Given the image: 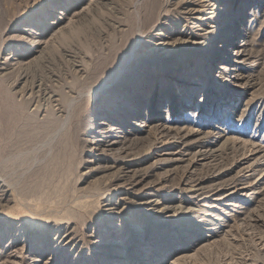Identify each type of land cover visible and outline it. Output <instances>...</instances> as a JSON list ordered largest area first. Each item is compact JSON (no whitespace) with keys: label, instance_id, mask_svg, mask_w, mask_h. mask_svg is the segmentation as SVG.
<instances>
[{"label":"rangeland","instance_id":"1","mask_svg":"<svg viewBox=\"0 0 264 264\" xmlns=\"http://www.w3.org/2000/svg\"><path fill=\"white\" fill-rule=\"evenodd\" d=\"M180 1L0 0L2 256L264 264V0H248L243 18L235 10L229 40L249 53L238 83L216 70L227 64L223 24L243 0H213L202 30ZM164 41L172 46L155 47ZM184 71L193 84L178 79ZM160 78L161 98L152 94ZM184 88L198 89L190 103ZM183 111L194 115L181 119ZM156 117L168 134L154 130ZM105 123L121 137L111 150L98 132ZM179 127L194 134L181 139ZM132 175L138 198L174 211L124 199Z\"/></svg>","mask_w":264,"mask_h":264},{"label":"bare ground","instance_id":"2","mask_svg":"<svg viewBox=\"0 0 264 264\" xmlns=\"http://www.w3.org/2000/svg\"><path fill=\"white\" fill-rule=\"evenodd\" d=\"M240 2H242V3H240ZM246 2V5L244 4ZM215 3L216 2H214L213 0H182V1H180V4H182V6H183V9L185 10V12H186V14L189 16V18L190 19H192L191 20V24H192V26L194 27V26H196V28H197V30L198 29H200V30H202L203 29V27H201V26H206V27H210V18H211V16H212V14H213V12H214V9L217 11L218 10V8L217 7H219V6H217V7H215ZM248 4V5H247ZM250 4L252 5V3L250 2V3H248V0H243V1H239V2H236L235 3V7L232 9L231 8V11H230V18H228L227 20H226V23H224L223 24V30H224V32H223V37L221 38V40L219 41V43H218V45H219V47L224 51V54H225V56L222 58H220L219 57V59H220V62L219 63H222L223 61H225L227 64H226V68H219L218 70H216V72L218 73V74H220V76L222 77V79H226L229 75H227V73H232L231 74V77L229 78L231 81H234L235 80V82L236 83H238L239 82V80L242 78L241 77V75L243 76V74L240 72V70H239V68H238V65H237V63H239V62H242V63H245L246 64V61L248 60V55H249V53H248V51H247V47H246V45H242L241 44V41H239V42H236L235 40H229V33H233V31H234V26H235V24H234V15H236V13L238 14L239 12L238 11H236L235 12V10L236 9H241L240 10V12H241V15H242V18H243V16H244V10L245 9H242L243 7H245V6H250ZM250 8V7H249ZM207 11H208V13H207ZM251 13L252 12H248L247 14L249 15V16H251ZM228 14V15H229ZM203 15V16H202ZM196 19H198L199 21H200V23H197L196 24V22H195V20ZM250 20H252V17L251 18H249V21ZM250 27V26H249ZM247 28H248V26L246 27V31H247ZM252 28V27H251ZM250 30V29H249ZM246 31H245V34H246ZM180 40V39H179ZM247 41V40H246ZM185 41L184 40H180V41H178V43H184ZM178 43H176V44H178ZM196 42H188L187 44H195ZM243 43H245V42H243ZM251 44V43H250ZM253 44V43H252ZM168 46H172L170 43H168V42H159V43H157L156 45H155V47H159V48H163V50L166 48V47H168ZM249 46V45H248ZM252 46V45H251ZM249 48V47H248ZM249 50V49H248ZM167 51H162L161 53L162 54H165ZM249 52H251V51H249ZM255 52V51H254ZM257 52V51H256ZM168 53H170V52H168ZM160 54V53H159ZM240 55V56H239ZM243 55H245L244 57V59H241V56H243ZM251 55V54H250ZM165 56H166V54H165ZM249 57H251V56H249ZM250 60V59H249ZM245 64H243V66H241L240 67V69L241 68H243V67H245ZM207 66H209V67H212V65L211 64H207ZM220 66V65H219ZM252 66V65H251ZM223 69V70H222ZM224 69H225V71H224ZM183 70H185V69H183ZM231 70V72H228V71H230ZM241 70H243V69H241ZM244 71V70H243ZM247 72V71H246ZM184 74L183 75H179L178 76V79H182L183 80V82L184 81H187L189 78L187 77V72L186 71H184L183 72ZM194 80L195 79H193V81H187V83L186 84H193L194 83ZM160 84H159V86H156V83H154V82H152V84H153V88H155V90L153 89L152 90V94L153 95H157L158 93H159V95L162 93V85H164V83H165V79H163V78H160ZM193 82V83H192ZM188 86V85H187ZM190 86H192V85H190ZM190 89V90H189ZM194 91H198V89L197 88H184V93H186V92H188L187 94H188V103H190L191 102V98L193 97V95H194ZM133 93H138L137 94V96H134V97H132L134 100H133V106H138L137 108H139V106H141V99L140 100H138V102L136 101V99L135 98H140V97H142V95L145 93V91L143 90V88H139V89H137L135 92H133ZM155 93V94H154ZM28 94V93H27ZM159 98H161V95H160V97ZM152 103H154V100L153 99H151L150 100V105H152ZM160 105H161V103H157V107L159 108L160 107ZM150 107V106H149ZM167 105H166V109H167ZM198 107V106H197ZM139 110H140V108H139ZM167 112H168V110H167ZM180 114H182V118L181 119H184V120H188V118H189V115H194V111H192V112H187V111H183V112H181ZM189 114V115H188ZM144 116V115H143ZM167 116V117H166ZM166 118H168V115L166 114ZM144 117H146V116H144ZM170 118H171V116H169ZM193 117V116H192ZM165 118V119H166ZM158 119H160V118H155V120L156 121H153V122H156V124L153 126L154 127V130H157L160 134L162 133V134H164V133H167L168 134V130H170L171 129V127L170 126H164L165 124L164 123H167V121L168 120H160V121H157ZM183 120V121H184ZM190 120V119H189ZM188 120V121H189ZM226 120H229L228 119V117H226ZM181 120L180 119H177V120H174V122H175V125H177L178 126V124H179V122H180ZM187 121V122H188ZM187 122H184V123H187ZM194 122V121H193ZM161 123V124H160ZM191 123V122H190ZM192 124V123H191ZM105 125H106V123H105ZM174 125V126H175ZM183 125V124H182ZM109 126V125H108ZM157 126H159V127H157ZM187 126V125H186ZM110 127H112V126H110ZM165 127V128H164ZM173 127V126H172ZM184 127H185V125H184ZM189 127V126H188ZM111 129V128H110ZM108 127H107V125H106V127L105 128H100V130L98 131L100 134H102V135H106V134H108V136L106 137V138H108V139H106L105 140V144L102 146V148L104 149V148H107L108 150H111L117 143H122V142H120L119 141V139L121 138V137H119V135H118V133L119 132H112L111 130H110ZM181 128L179 127V129H177L176 128V130H180ZM182 129H183V126H182ZM188 129V128H187ZM189 130V129H188ZM175 131V130H174ZM180 131H182V135H181V139H184V140H189V137L192 135V134H194L193 132H192V130L191 131H183V130H180ZM155 133V132H154ZM109 134H111L110 136H109ZM133 134V133H132ZM135 134V133H134ZM159 134V135H160ZM167 134H165V135H167ZM175 134H176V131H175ZM101 135V136H102ZM172 135H173V133H172ZM177 136V135H176ZM178 136H180V135H178ZM177 136V137H178ZM173 137H175V136H173ZM163 138V137H162ZM166 138V137H165ZM171 139V138H170ZM211 139H213V138H211ZM93 140H95V139H93ZM126 140V137H123V139H122V141L124 142ZM209 140V139H208ZM174 141V140H173ZM182 141V140H181ZM180 141V142H181ZM222 143V142H221ZM181 144V143H180ZM206 144V143H205ZM221 145V144H220ZM230 145V144H229ZM222 146V145H221ZM204 148V147H203ZM233 150V149H232ZM204 152V151H203ZM213 154V153H212ZM216 156V155H215ZM206 158V157H205ZM209 158H210V156H209ZM259 162V161H258ZM214 163V162H213ZM260 167V166H259ZM143 171V170H142ZM142 175V174H141ZM144 175V174H143ZM128 176V175H127ZM116 177V176H115ZM140 177V176H139ZM123 178V177H122ZM187 179V178H186ZM138 179H133V175L131 176V177H129V179L126 181V187L127 188H125L124 190H122L121 192H122V195H123V198L124 199H126L127 201H129V202H131V203H135V204H137V205H147L149 208H150V210L151 211H154V208L156 207V208H158V209H161V210H170V211H174V208H175V206L173 205V207H171V206H169L168 204L167 205H164V206H159L160 205V201L157 199V198H154L153 196H148L147 198V200H144L143 201V199H141V198H138L135 194V192H137V191H139V190H135L134 189V187L138 184V181H137ZM235 181V180H234ZM195 182V181H194ZM200 182H198L195 186H198V184H199ZM212 185V184H211ZM215 186V185H214ZM213 186V187H214ZM172 187H174V186H172ZM219 187V186H218ZM217 187V188H218ZM211 189V188H210ZM191 190V189H190ZM213 190V189H212ZM203 193V192H202ZM187 194V193H186ZM204 195V194H203ZM2 197V196H1ZM188 197V196H187ZM186 197V198H187ZM198 197V196H197ZM177 206H178V204H177ZM180 206V205H179ZM183 208V207H182ZM175 213V212H174ZM184 229V228H183ZM184 231V230H183ZM187 231V230H186ZM202 235V233H200L199 234V236H201ZM162 239V238H161ZM201 239H203V238H201ZM171 240V239H170ZM179 240V239H178ZM170 242V241H169ZM200 242V241H199ZM159 243V242H158ZM200 244V243H199ZM3 246V245H2ZM203 246V245H202ZM23 249V248H22ZM16 252V251H15ZM3 254V253H2ZM2 254L0 253V264H15V263H13L14 261H11V259L10 258H8V257H6V256H2ZM126 258V257H125ZM37 259V258H36ZM124 260V259H123ZM128 260H126V262H127ZM123 263H124V261H122Z\"/></svg>","mask_w":264,"mask_h":264}]
</instances>
